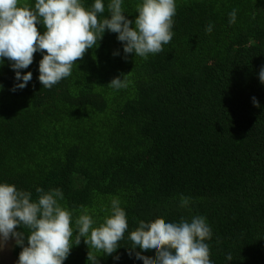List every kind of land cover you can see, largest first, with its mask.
<instances>
[{"label":"trees","instance_id":"trees-1","mask_svg":"<svg viewBox=\"0 0 264 264\" xmlns=\"http://www.w3.org/2000/svg\"><path fill=\"white\" fill-rule=\"evenodd\" d=\"M138 2L124 0L133 21ZM233 9L237 18L230 24ZM173 32L162 52L144 59L125 57L118 34L106 31L51 89L38 79L41 52L22 70L32 71V80L16 91L15 70L5 58L0 182L31 191L33 199L37 187L60 188L63 207L74 216L86 210L97 223L118 197L128 231L141 220L202 215L213 233L207 242L214 264H264V84L258 76L264 0H177ZM123 75L127 87L108 85ZM182 195L190 197L187 207L180 206ZM89 250L82 238L64 264H88ZM21 251L16 245L17 258ZM99 260L143 264L127 245Z\"/></svg>","mask_w":264,"mask_h":264},{"label":"clouds","instance_id":"clouds-1","mask_svg":"<svg viewBox=\"0 0 264 264\" xmlns=\"http://www.w3.org/2000/svg\"><path fill=\"white\" fill-rule=\"evenodd\" d=\"M123 5L124 0H93L90 6L85 0H35L34 6L21 0H0V65L7 58L15 70L11 90L23 89L32 80L33 72L22 70L33 63L37 51L42 53L38 79L43 88L51 89L72 74L73 65L88 49L98 46L106 31L118 34L125 57L134 53L147 59L162 52L174 36L177 0H139L134 21L125 15ZM106 10L109 15H103ZM236 18L233 9L229 23L234 24ZM38 24L45 31L40 32ZM206 31L211 33L213 24ZM113 54L119 55V50ZM258 76L264 84V65ZM108 85L117 90L127 87L126 75L114 77ZM252 102L261 106L255 96ZM36 192L40 195L33 199L31 191L0 182V249L13 240L22 246L16 264H64L82 238L90 249L88 264H100L101 255L111 256L121 245H127L129 256L143 264H214L207 242L213 233L205 216L196 215L190 221L183 217L171 222L141 220L135 230L128 231L126 210L118 197L112 198L108 214L97 223L86 210L74 216L63 207L60 188L45 191L37 187ZM189 203L190 197L182 195L180 206ZM125 239L130 243H122ZM149 252L156 253L154 260L142 254ZM113 259L119 261L120 255ZM226 260L232 261L231 254Z\"/></svg>","mask_w":264,"mask_h":264},{"label":"rangeland","instance_id":"rangeland-1","mask_svg":"<svg viewBox=\"0 0 264 264\" xmlns=\"http://www.w3.org/2000/svg\"><path fill=\"white\" fill-rule=\"evenodd\" d=\"M14 240L10 241L7 246L0 249V264H16L17 257L15 255Z\"/></svg>","mask_w":264,"mask_h":264}]
</instances>
